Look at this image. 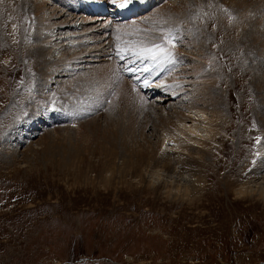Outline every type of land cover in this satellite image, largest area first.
Returning a JSON list of instances; mask_svg holds the SVG:
<instances>
[{
	"label": "rangeland",
	"instance_id": "374dc122",
	"mask_svg": "<svg viewBox=\"0 0 264 264\" xmlns=\"http://www.w3.org/2000/svg\"><path fill=\"white\" fill-rule=\"evenodd\" d=\"M167 1L127 25L109 21L104 36L106 48L165 44L173 59L162 68L171 69L166 79L175 83V91L164 101L155 96L153 102L141 95L114 57L103 79L95 71L101 63L77 64L78 73L68 77L48 63L50 77L42 79L32 72L25 48L30 30L19 33L32 20L28 7L0 13V264H264V198L238 196L234 186L224 188L225 178L257 186L252 172L264 153V0H248L245 31L238 24L237 9L229 4L244 7L245 0ZM51 5L43 11L45 20L52 9L57 12L58 6ZM177 8L180 14L175 17ZM60 12V20L71 18ZM76 20L72 23L80 28ZM11 29L17 36L14 46L9 43ZM45 30L42 39L64 33L48 47L55 46L50 59L65 58L62 53L67 52L79 58L81 51L95 45L71 52L65 48L76 42L74 28ZM43 51L48 52L46 47ZM85 56L83 61L88 60ZM59 88L65 93L57 95ZM211 92L222 107L221 119L214 143L203 138L209 145L203 158L207 169L199 173L200 183L206 185L199 201L163 200L151 194L147 184L130 185L128 177L120 186L116 173L107 184L100 179L102 164L109 159L118 170L127 149L164 154L174 164L179 156L174 141L165 138L164 151L156 150L163 134L155 127V116L181 111L194 119L192 112L205 93L212 97ZM138 108L144 115L134 121L127 110ZM29 119V125L16 129ZM176 121L164 131L182 138L180 131L192 122ZM202 123L195 119L192 124L203 131ZM110 151L114 155L108 157ZM72 162L80 173L76 167L72 171Z\"/></svg>",
	"mask_w": 264,
	"mask_h": 264
},
{
	"label": "bare ground",
	"instance_id": "6f19581e",
	"mask_svg": "<svg viewBox=\"0 0 264 264\" xmlns=\"http://www.w3.org/2000/svg\"><path fill=\"white\" fill-rule=\"evenodd\" d=\"M88 1H97V0H88ZM138 1H139V3H143L145 0H128L126 6L136 4ZM168 1H170V0H168ZM262 1L263 0H260V3ZM108 2H109V5L111 8L113 6H115V9L117 10L119 8V5L121 3H123L124 0H108ZM156 2L158 3V5H160L164 2H166V0H155V3ZM52 3H53V5H51ZM81 3L82 2H79V0H52V2L50 0L48 2L43 0V3L42 2L41 3L40 2L35 3L34 0H0V13L12 11L13 9L16 8V6L23 5L25 8L28 7L27 10H28V13L30 15L29 19L30 20L32 19L33 21L31 20L30 24L26 23V26H28V28L25 29V26L22 27L19 30V33L22 32L23 30H28V29L30 30L29 37L25 40V44H27V46L25 48H26V52L30 53V55H31L32 72H34V73L36 72L37 74H40L42 76V79H43V77H45V75H48L50 77V75L48 74V68L46 67L48 63L54 65L53 68L54 67L55 68L53 70L56 71V73L60 72L59 69H62V72L67 74V75H63L66 77L71 76L70 73H78L80 68L76 67L77 64L86 63V65H87V63H90V64H92V63L93 64H100L101 63L103 65V67L96 68L95 71L97 73V77L102 78L103 72H105L106 69L109 68L108 62L109 61H111V63L113 62V57L115 59L116 64L125 57V56H123V58H121V56L116 54L118 48H116L115 46H111V48H106L108 42L104 43V36L106 35L105 34L106 29L108 27H110L109 26L110 20L99 19V18H89V16H87V14L84 13V10L81 6ZM247 3H248V0H245V2L243 4L244 7H239L234 1L229 2L231 7H234L237 9V16H238V20H239L238 24H240L242 26L243 31L246 30L244 22L250 21V19H248V17H247L248 9L246 7L249 6V4H247ZM54 4H55V6H58V8L56 7L57 12L64 11V14L67 15V17H68V15H69V17L71 16V18L68 21L67 20H65V21L60 20L61 16H63V15L57 13L55 10L52 9V8H55ZM48 5L52 6V7L50 6V8L52 10L49 8L51 11L45 20V17L43 15V11H44L45 7ZM250 7H251V5H250ZM67 10L72 12L73 14L72 15L68 14ZM184 12L185 11H183L182 13H184ZM173 14H175V17H176L177 15L180 14V10L178 8L174 9ZM76 18H77V20L75 22L78 21L79 24H82L80 28L75 27L74 24H77V23H72V21ZM2 19L3 18H1V20ZM138 19H140V18H138ZM45 21H49L52 23L51 24H45L46 23ZM99 21H102V23L99 24L100 23ZM95 23H98V25L87 27L88 25H92V24L94 25ZM115 25H117V24H115ZM117 26H119V25H117ZM78 27H79V25H78ZM73 28L75 29L73 31V32H75V33H73V39H75L76 42L74 43V41H73L72 45L68 48H65V45H63V46L61 45L63 48H65L66 50L68 49L69 51L73 52V51H75L74 49H78L79 47L80 48H87L91 44H93V45L95 44L94 47H92V45H91V48L89 50L85 49L86 52L81 51L79 53V58H77L76 54H71V53L66 51L67 53H62V55L64 57L66 56L65 58L59 57L58 59H54V58L50 59L51 50L55 46H51L50 49H48V47L54 42H56L54 44V45H56L57 40L61 39L63 37L64 33H61V34L56 33L53 36L52 35L45 36L42 39L41 37L44 36L43 30L46 29L45 31H48V29H51L52 32H55V31H57V32L61 31L62 32V31H65L67 29L73 30ZM0 29H1V27H0ZM78 29H80L79 32H76V30H78ZM112 29H114V28H112ZM251 29H253L255 32H257V29L255 26H251ZM171 30H173V29H171ZM170 32L171 31L169 30L167 32V34L168 33L171 34ZM93 33H94V35H92ZM174 33H175V31H174ZM45 35H46V33H45ZM165 35H166V33H165ZM180 35L182 36V34H180ZM166 36L168 37V35H166ZM172 36H174V34ZM175 36L178 37L179 32H178V35H175ZM16 37H17L16 31H14L13 29L9 30V43L12 46L15 45ZM39 38H41V40H43V41H39ZM111 39H113V36L111 37ZM179 39H181V38H179ZM113 40H116V39L114 38ZM174 42H175V39L172 42V45L170 47H172L174 45ZM100 43L102 46H105V48L103 47L104 49L101 48L102 46L101 47L98 46V45H100ZM74 44H76V46H74ZM158 44H160V43H158ZM169 44H171V43L169 42ZM181 44H182V40H181ZM163 45H165V44H163ZM12 46H11V48H12ZM152 46L153 45H149L148 47H152ZM45 47L47 48L48 52H46L44 54V51L42 52V50ZM123 48H125V47L120 46V49H123ZM65 49H63V50H65ZM36 50H38V51H36ZM165 50L170 52L169 50H167V48ZM114 51H116V52H114ZM83 54H86L85 57L88 58L87 61L82 60L83 58L81 57V55H83ZM125 54L127 56H133L134 58H137L136 56L132 55L131 52H126ZM174 55H176V54L174 53ZM94 57H99V58L94 59ZM175 57H174V59H175ZM178 57H179V55H178ZM169 59H170V61L173 59L172 55L171 56L161 55L156 60L145 59L149 62V64L145 66V68H147V73L144 76L143 85H147L146 90L149 91L150 95L153 93L159 94L156 96H158L162 101H164V99L167 96H172L171 92L175 91V88H174L175 83L171 84L168 81L169 79H166L170 75H172V73H170L171 69L170 68H164V69L162 68V65L164 63H166ZM177 59H182V58L179 57ZM77 60H79L78 63L75 62ZM173 62H174V60H173ZM260 62H262V61L260 60ZM170 63H172V62H170ZM73 65H75V66L73 67ZM39 66H41V67H39ZM37 68L39 70L42 69V73L38 72ZM89 69H91V72L93 71L91 66L88 67V70ZM68 73H69V75H68ZM167 74H169L168 77H166ZM117 75L118 74H116V76ZM125 75L128 76L129 74H125ZM104 79L107 80L105 77H104ZM125 84H128V83H125ZM60 86H58V87H60ZM126 86H128V85H126ZM262 87H264V82H263ZM64 88L67 89L68 86H66ZM64 88H59V89H61V91H59V89H58V92H56V94L57 95L58 94H64L65 93ZM205 90H207V89H205ZM66 92H67V90H66ZM105 93H107V92H105ZM211 94H212V97H209V98L207 97L206 93L203 95V99L200 102V106L198 107V109H196L192 112L194 119H189V118L185 117V115H183V113L181 111H178V112L175 111L174 113H172L173 116L167 112L165 113L167 116H161V115L155 116L156 117L155 119H157V122H159V125H160L159 126L157 124V126L155 125V127L159 128L160 132H162L160 134H163L162 138H160L161 140H159L160 141L159 144L155 143L156 144V150L160 149V151H161L163 149V151H164V148H165L164 139L165 138H167L168 140L174 141L176 143V146H175V148L177 150L176 153L179 155L178 159L175 160L174 164L170 163L171 159H169V161H168V157L165 156L163 153H162L163 155H161L160 157H157L154 153H153V155H151L149 153L144 154L143 153L144 149H142V148L139 149V147H138V150L135 152H133L132 149H127L126 150V152L128 153L127 156L124 154H122V155L120 154L122 162H121V165L119 167L117 166L118 170H116L115 165L110 164V162H108L109 159H108L107 163H105L103 161L104 163L102 164V162H101L102 166L99 169L100 179L102 178V181L105 184H107L111 181L112 177L114 176V173H116L119 176V185L120 186L127 184L128 181L126 178L128 177L129 181H131L130 185H133L135 183L138 186V188L139 187L142 188L143 184H147L146 186H148V189L152 191L151 194H154L156 196H160L163 198V200L164 199L165 200H173L176 202H177V200H179V201H185L188 203L199 201L200 200L199 195L206 188V185L201 184L199 181V173L201 172L202 169H207L206 168L207 166H206L203 158L205 156V152L208 150V145H209L207 142L203 141V138H209L208 140H210V143H214V139L216 138V135H217L216 134L217 126L219 125V121L221 119L220 114H221L222 107L220 108L219 102L215 101L216 95L214 94V92H211ZM159 98H157V99H159ZM133 99L136 101V98H133ZM154 101H155V99H154ZM151 102H153V101H151ZM81 103L84 104L85 100L81 101ZM103 103H104V101H102V104ZM144 105L146 106V104H144ZM263 105H264V101H263ZM150 106L151 105H149V107ZM187 112L189 114L191 113V111H187ZM127 113L132 115V118L134 121H136V119L138 117H140V114L144 115V111L139 109V108L137 111H134L132 109L127 110ZM145 117L147 118L146 115H145ZM174 118L176 120H178L176 122H181V119H183L184 120L183 123L186 121H190V123L191 122L194 123L195 119H201L202 121L205 122V123H202L203 131H200L198 129V126H196L197 124L194 126L191 123V126L186 127V129H184L185 132L180 131V135L182 136V138L181 137L178 138L169 132L168 133L165 132L164 131L165 129H169V128H171V126H174L173 122H172V120ZM201 130H202V128H201ZM117 131L120 132V129L118 127H117ZM29 135H31V134L27 133L26 136H29ZM129 141H131V140H129ZM188 141H190L191 143H194L195 145L189 144L190 142H188ZM132 142H133V140H132ZM144 144H145V142H144ZM153 144H151V147ZM144 146H146V145H144ZM105 150H104V152H106ZM152 150H153V148H152ZM163 151H161V152H163ZM110 152L111 153H107L108 157H109V154L111 156L114 155L113 151H110ZM159 155H160V153H159ZM104 158H107L106 154L104 155ZM165 161H168V163H166ZM74 163H73V165H71L72 171L77 165ZM76 163H77V161H76ZM105 164H106V166H105ZM79 165H81V164H79ZM106 167H108V168L105 169ZM259 169H262V171H259ZM102 170H104V171H102ZM75 172L80 173L79 167H76ZM208 172H209V175L213 174V173H211V170H209ZM252 174H254V176L257 177V179H254V182L256 181V183H257L256 187H250L249 184H245V183L244 184H238V183H236V181L229 180V179L225 178L224 188L225 189H232L234 186L233 193L235 195L249 196V195L253 194V195H257L259 197L264 198V153H263V156H261V159L258 161V163L255 167V170H254V172H252ZM145 176L147 177L146 183L144 180L146 178ZM206 179H208V175H206ZM259 181H261V182H259ZM233 182H235V183H233ZM199 183H200V185H199ZM197 186H198L199 190L195 191ZM196 196H197V198H196ZM181 203H183V202H181Z\"/></svg>",
	"mask_w": 264,
	"mask_h": 264
},
{
	"label": "snow or ice",
	"instance_id": "6c2138e0",
	"mask_svg": "<svg viewBox=\"0 0 264 264\" xmlns=\"http://www.w3.org/2000/svg\"><path fill=\"white\" fill-rule=\"evenodd\" d=\"M127 2L128 0H124V2L119 5V7H125L127 5ZM117 47H118V50L116 54L121 56V58H123L126 52H131L132 55L138 58L152 59V60L158 59L161 55L163 56L171 55V53L166 51L162 45H153L152 47H148L138 42L137 45H134L131 47L126 45L125 48L123 49H120L119 45Z\"/></svg>",
	"mask_w": 264,
	"mask_h": 264
}]
</instances>
